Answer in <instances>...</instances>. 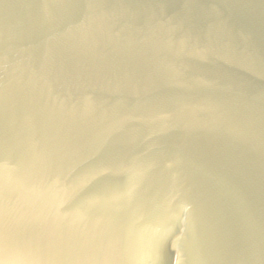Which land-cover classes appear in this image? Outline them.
Instances as JSON below:
<instances>
[{
	"label": "water",
	"instance_id": "1",
	"mask_svg": "<svg viewBox=\"0 0 264 264\" xmlns=\"http://www.w3.org/2000/svg\"><path fill=\"white\" fill-rule=\"evenodd\" d=\"M0 264H264V0H0Z\"/></svg>",
	"mask_w": 264,
	"mask_h": 264
}]
</instances>
